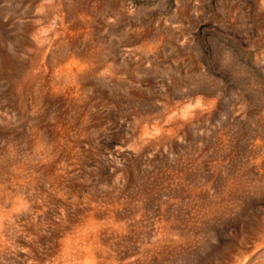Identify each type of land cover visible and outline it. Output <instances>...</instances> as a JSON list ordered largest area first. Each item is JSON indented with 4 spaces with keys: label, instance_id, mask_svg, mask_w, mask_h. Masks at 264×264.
Returning <instances> with one entry per match:
<instances>
[{
    "label": "rangeland",
    "instance_id": "1",
    "mask_svg": "<svg viewBox=\"0 0 264 264\" xmlns=\"http://www.w3.org/2000/svg\"><path fill=\"white\" fill-rule=\"evenodd\" d=\"M0 264H264V0H0Z\"/></svg>",
    "mask_w": 264,
    "mask_h": 264
}]
</instances>
